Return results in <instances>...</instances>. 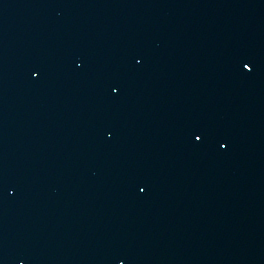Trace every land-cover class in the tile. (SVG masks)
I'll list each match as a JSON object with an SVG mask.
<instances>
[{"label": "water", "instance_id": "water-1", "mask_svg": "<svg viewBox=\"0 0 264 264\" xmlns=\"http://www.w3.org/2000/svg\"><path fill=\"white\" fill-rule=\"evenodd\" d=\"M20 0H0V264H6Z\"/></svg>", "mask_w": 264, "mask_h": 264}, {"label": "snow or ice", "instance_id": "snow-or-ice-1", "mask_svg": "<svg viewBox=\"0 0 264 264\" xmlns=\"http://www.w3.org/2000/svg\"><path fill=\"white\" fill-rule=\"evenodd\" d=\"M245 68H246V69L248 68V65H247V64H245ZM33 75H37V73L34 72ZM112 91L115 92V91H117V89L114 87V88L112 89ZM202 138H203V137H202V136H199V135L196 137L197 140H200V139H202ZM223 146H224V145H221V147H223Z\"/></svg>", "mask_w": 264, "mask_h": 264}]
</instances>
